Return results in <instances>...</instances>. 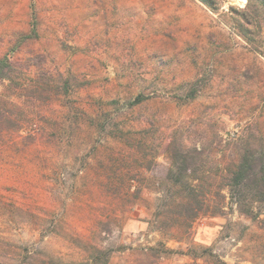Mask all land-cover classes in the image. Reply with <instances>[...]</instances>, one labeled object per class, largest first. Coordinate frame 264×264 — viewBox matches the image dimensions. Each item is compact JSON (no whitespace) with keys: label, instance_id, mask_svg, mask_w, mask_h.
<instances>
[{"label":"rangeland","instance_id":"obj_1","mask_svg":"<svg viewBox=\"0 0 264 264\" xmlns=\"http://www.w3.org/2000/svg\"><path fill=\"white\" fill-rule=\"evenodd\" d=\"M209 1L0 0L1 263L264 264V6Z\"/></svg>","mask_w":264,"mask_h":264},{"label":"trees","instance_id":"obj_2","mask_svg":"<svg viewBox=\"0 0 264 264\" xmlns=\"http://www.w3.org/2000/svg\"><path fill=\"white\" fill-rule=\"evenodd\" d=\"M205 3H210L209 0H201ZM260 3L264 6V0H260ZM251 19H248V21H250ZM9 67V64L7 63V59H1L0 58V76H4L6 73V68ZM249 160L246 156H244V159L239 162L237 164L236 167H238L237 171H236V180H239L240 177H242L241 175L246 174L248 167H249ZM0 264H3L0 262Z\"/></svg>","mask_w":264,"mask_h":264},{"label":"built area","instance_id":"obj_3","mask_svg":"<svg viewBox=\"0 0 264 264\" xmlns=\"http://www.w3.org/2000/svg\"><path fill=\"white\" fill-rule=\"evenodd\" d=\"M233 3L239 7H244L246 4V0H233Z\"/></svg>","mask_w":264,"mask_h":264}]
</instances>
